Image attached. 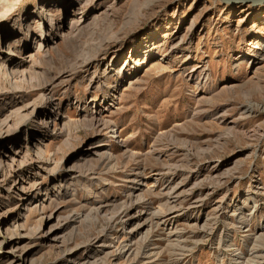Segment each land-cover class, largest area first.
<instances>
[{
  "label": "rangeland",
  "instance_id": "374dc122",
  "mask_svg": "<svg viewBox=\"0 0 264 264\" xmlns=\"http://www.w3.org/2000/svg\"><path fill=\"white\" fill-rule=\"evenodd\" d=\"M42 6L63 11L52 38L8 48L21 36L12 22L37 19ZM98 109L108 129L90 124ZM40 120L48 127L36 132ZM16 129L0 140V170L19 164L0 174V264L18 262L10 251L19 264H69L67 250L109 226L129 193L150 211H178L134 261L117 251L140 234L117 222L104 264H169V230L190 249L180 264H264V2L0 0V137ZM177 184L167 204L162 192ZM205 222L211 234L198 231ZM90 249L79 254L100 250Z\"/></svg>",
  "mask_w": 264,
  "mask_h": 264
},
{
  "label": "bare ground",
  "instance_id": "6f19581e",
  "mask_svg": "<svg viewBox=\"0 0 264 264\" xmlns=\"http://www.w3.org/2000/svg\"><path fill=\"white\" fill-rule=\"evenodd\" d=\"M257 4H260V3H257ZM83 23H84V21L77 20L76 24H73L74 26L73 25L71 26V29L75 28V31L77 29L80 30L82 27H84V25H82ZM258 42H259V39H257V41L255 42L256 45L254 46V48H258V45H257ZM11 46L12 45L9 43L8 44V48H10ZM92 59L93 58L85 59L83 65L90 64L92 62ZM206 78L203 77V78L200 79V77H197V80L198 81L199 80H205ZM49 86L50 85L46 86V88H48ZM49 98H51V96L50 97H46L45 100L43 101L44 104L41 105L42 109H46V108L49 109V108H51L52 104H54L53 101H52V99H49ZM253 109L254 108L251 105H248L244 109V111L246 113H251ZM100 111H103V109L100 110ZM100 111H99V109L94 111V114H93V116H92V118L90 120V124L93 127H101L102 126L104 129H108L109 126H111V122L110 121H105L102 118ZM46 123L47 122H45V120H40V122L36 126L37 128H36L35 131L37 132L39 130V128H41V127H44L46 129L48 127ZM93 130H94V128H93ZM17 132H18V129L13 130V131H7V133H5L4 136L0 137V140L4 139L5 137H10V138L11 137H14L17 134ZM109 141H111V140H108V142ZM37 145H39V143ZM97 145L98 144L95 143V144H92L89 147V149H90L89 151L91 152V154H95L96 152H94L92 150H96L97 151L98 150L97 147L99 145H101V144H99L98 146ZM107 150L104 152V155H101L98 158L99 159H101V158L103 159V158L109 157V155H108L109 152ZM97 155H99V154H97ZM11 161H12V163L10 162V164H7V166H6L5 169H1L0 170V174H1L2 177H5L7 173L11 172L13 169L17 168V165H19V164L16 165V163H14L15 162V159H12ZM107 161L108 160H106V162ZM230 174H232L231 169L227 170L224 173L223 176L226 177L227 175H230ZM143 185L144 184H142L141 186H143ZM177 187H178V184L177 185H173V186L166 185V187L164 188V189H167V191L166 192H162V195L166 198V201L165 202L167 204L168 203H174V201L177 199V197H180L179 196L180 195V192H178L177 194H175L176 193V190H177ZM215 188L216 187H210V190L211 191H214ZM181 192H183V191H181ZM186 194H184V196ZM127 197H128L127 199H129V200L128 201L126 200L127 202L124 205H122L118 210H116L114 213H111L110 215H107V217H106V215L104 216V217L107 218L108 223H109V226H107L105 228L103 227V230L100 232V234H97V236H95L94 239H92V241H88L87 243L78 244V245L74 246L73 248H70V249L67 250V257H66L67 259H66V261L69 264H104L105 263V260H106L105 259V256H107L109 253L106 251L105 254L102 255V256H100L99 254L101 253L102 250H105L106 249L105 248V245L103 244L104 239H105L106 235L108 234L109 230L112 229L113 228V225H115L117 222H120V224H123V228H124V230L127 231V233L129 234V237L130 238H132V236L135 237L137 234H140L139 239L137 238L138 239V242L137 241L133 242V240L130 239L128 242H126L123 245H121L120 248L118 249V251L116 250L118 252V256L124 255V256H126L128 258H131L134 261V260L137 259V257H141V256L145 255V253L147 252V249H149L150 246L153 244V240H154L153 239L154 238L153 227H155V228L157 227L158 228L161 225L164 226V224L166 222H168L172 218V216L174 215L173 213H176L178 211L177 208H174V205L169 206L166 210L150 211L149 210V203L150 202L148 201V199H146V197L142 196L141 193L137 194L134 197H133L132 193H129L127 195ZM197 199H199V198H197ZM106 205L107 204H105V206ZM138 206H142L143 208H147V210H144V211L143 210L142 211H136V209L138 208ZM100 207L101 206H98L97 209H95V207H94V209L99 212ZM106 210H104V212ZM72 217L73 218H71V217H65L64 219H61L60 221L58 220V223L56 224V226H54L53 228H51L49 230L50 234L48 236H46V238L49 240L53 236V234L58 233V232H61V233L64 232L65 229L69 226V224H71V222L75 219L74 216H72ZM215 222H216V220H215ZM132 223H135V224L131 228H128L127 226L128 225H131ZM192 231L194 232V230H192ZM198 231H201L204 234H211L213 232V228L209 224H207L205 222V223H203L199 227V230ZM168 235H169L168 236V239H167L168 240V245L174 251H178L179 252V253H175L174 251L171 252L170 259H169L170 260V263L169 264H180V262H181V256H183L186 251H190V249L185 244H183V241L181 239H179V236H178L179 233H178L177 230H173V231L169 230ZM260 236H261V234H260ZM56 241L57 242L59 241L61 243H67L69 241V238L68 237H65V236H61V238L60 237L59 238L57 237ZM260 241H262V239ZM4 242H5L4 239L0 240V255L3 253V245H4ZM96 246L98 248H100V250L97 249V251H93L92 254L87 253V252H91V249L89 250V248L96 247ZM256 249L260 250L259 247L258 248H255V247L253 248L254 251ZM80 251H82V252L83 251H87V252L84 255H80L79 254ZM8 255H9V258L12 260L11 262H14L15 263V262L18 261L16 264H19L20 263V260L22 258L21 254L10 251V252H8ZM175 255L176 256H179V257H176Z\"/></svg>",
  "mask_w": 264,
  "mask_h": 264
},
{
  "label": "clouds",
  "instance_id": "9594fccd",
  "mask_svg": "<svg viewBox=\"0 0 264 264\" xmlns=\"http://www.w3.org/2000/svg\"><path fill=\"white\" fill-rule=\"evenodd\" d=\"M36 17L37 19L27 24L23 22L22 18L19 21L12 22V28L19 31L21 36L17 38L19 44H17V40H13L10 42L11 45L21 47L24 41L32 39L33 33L39 43L43 42L42 38H52L57 30L58 23L63 19V11L59 8L50 9L42 6L36 11ZM45 24H47V28H45Z\"/></svg>",
  "mask_w": 264,
  "mask_h": 264
},
{
  "label": "water",
  "instance_id": "95a60500",
  "mask_svg": "<svg viewBox=\"0 0 264 264\" xmlns=\"http://www.w3.org/2000/svg\"><path fill=\"white\" fill-rule=\"evenodd\" d=\"M224 4H233V3H249L250 5H256L257 3H262L264 0H220Z\"/></svg>",
  "mask_w": 264,
  "mask_h": 264
}]
</instances>
